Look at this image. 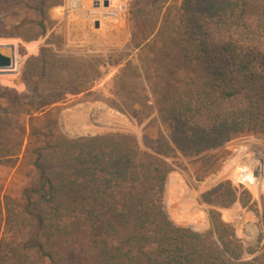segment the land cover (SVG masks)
Returning <instances> with one entry per match:
<instances>
[{
	"label": "trees",
	"instance_id": "obj_1",
	"mask_svg": "<svg viewBox=\"0 0 264 264\" xmlns=\"http://www.w3.org/2000/svg\"><path fill=\"white\" fill-rule=\"evenodd\" d=\"M154 2L137 0L134 50L152 39L156 45L160 37L158 18L139 7ZM59 3L0 0V38L30 42L44 36L47 12ZM180 12L181 35L170 49L175 53L167 42L160 52V60L172 57L176 66L170 76L161 68L156 77L163 85L155 101L172 136L145 142L149 152L127 134L61 136L53 132L56 125L31 124L68 95L90 93L100 75L97 60L41 47L24 63L25 92L0 86V163L30 169L21 198L4 196L0 203V264H71L77 227L94 235L75 264H264V250L255 255L245 248L218 211L239 202L257 215L247 192L221 183L203 193L200 201L213 208L203 232L170 220L162 204L171 172L164 158L174 151L199 155L238 134H264V0H181ZM129 69L140 79L151 71L127 62L113 80L117 100L91 101L135 118L136 105L150 110L147 96L139 98L125 81Z\"/></svg>",
	"mask_w": 264,
	"mask_h": 264
},
{
	"label": "rangeland",
	"instance_id": "obj_2",
	"mask_svg": "<svg viewBox=\"0 0 264 264\" xmlns=\"http://www.w3.org/2000/svg\"><path fill=\"white\" fill-rule=\"evenodd\" d=\"M122 1L126 6L124 13L114 19L101 20L98 28H95L96 22L86 14L91 5L89 1L59 0L60 3L47 12L44 36L30 42L19 38H0L12 41L17 56L15 70L8 75L0 74V86L13 88L19 93L26 91L22 79L24 63L29 57L38 55L41 47L49 48L59 55L83 56L102 64L105 62V65L101 64L99 67L100 75L93 82L90 93L68 95L64 102L50 108L49 115L37 114L31 122L34 127L41 128L50 123L56 125L54 134L61 136L127 134L135 137L145 152H149L145 142L154 144L159 136L167 139L172 136V129L163 119L155 101L163 85V82L156 81V77L162 75L161 68L166 69V76H170L169 70H174L176 66L172 57L160 60V52L166 46L164 42L168 43L167 48L170 50L171 42L178 41L177 38L181 35V0H156L153 7L150 4H139L140 9L153 12V17L158 18L157 31L161 32L160 37L156 38V45L152 39L141 50H134L131 46V18L132 13L137 10V0ZM156 10H159V14ZM153 46H157L156 49ZM170 51L175 53L174 50ZM116 62L120 64L114 65ZM127 62L132 66H142L143 70H151L146 75L142 71L144 75L141 79L133 74L132 69L124 74V79L133 92L139 93L138 97L141 99L147 96L150 101V110H143L136 105V118L112 111L101 101H91L94 97L117 100L113 94V80ZM145 76L149 79H145ZM6 77L9 79L8 84L2 80ZM164 159L170 164L171 172L164 185L162 204L170 220L195 231L208 230V213L213 208L202 203L200 197L221 183H229L240 194L247 192L251 196V204L257 215L236 202L231 208L218 209L222 220L233 227L245 248L255 249V255L264 250V134H238L220 148L199 155H185L174 151ZM29 173L30 169L20 162L14 167L0 163V203L4 196L21 198L22 191L29 182ZM93 235L94 231H85L81 227L75 229L72 235L75 254L71 264H75V257L87 246ZM32 256L38 258L36 253ZM245 258L251 256L245 254ZM43 264H49L48 260Z\"/></svg>",
	"mask_w": 264,
	"mask_h": 264
},
{
	"label": "built area",
	"instance_id": "obj_3",
	"mask_svg": "<svg viewBox=\"0 0 264 264\" xmlns=\"http://www.w3.org/2000/svg\"><path fill=\"white\" fill-rule=\"evenodd\" d=\"M84 1H89L91 4L86 10L87 16L98 24H100L101 20L116 18L126 10V6L122 0H107V6H104L105 0Z\"/></svg>",
	"mask_w": 264,
	"mask_h": 264
},
{
	"label": "water",
	"instance_id": "obj_4",
	"mask_svg": "<svg viewBox=\"0 0 264 264\" xmlns=\"http://www.w3.org/2000/svg\"><path fill=\"white\" fill-rule=\"evenodd\" d=\"M104 6H107V0H105ZM94 26L98 28V23L96 22ZM15 58L16 54L13 45H0V74L11 73L15 70ZM254 175H257V173Z\"/></svg>",
	"mask_w": 264,
	"mask_h": 264
}]
</instances>
